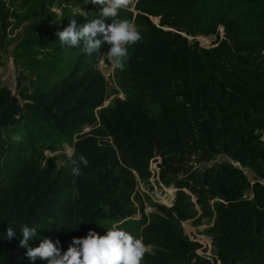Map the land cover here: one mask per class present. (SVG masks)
Masks as SVG:
<instances>
[{"label": "trees", "instance_id": "1", "mask_svg": "<svg viewBox=\"0 0 264 264\" xmlns=\"http://www.w3.org/2000/svg\"><path fill=\"white\" fill-rule=\"evenodd\" d=\"M65 5L0 0V66L3 49L21 70L42 56L31 67L35 82L16 95L0 77V264H33L18 231L3 240L9 225L37 227L63 252L113 222L142 238V264H264V0L130 1L118 19L142 39L122 69L114 66L124 96L107 106L95 64L109 45L92 55L79 48L66 61L47 37L63 20L52 9ZM211 36L209 48L195 39ZM64 146L73 152L60 167L45 153ZM81 154L88 165L74 177ZM158 156L157 189L172 187L175 198L170 208L150 203L155 212L146 215L139 184H148ZM192 160L201 167L187 170ZM187 220L207 226L210 256L197 253L202 245L185 234Z\"/></svg>", "mask_w": 264, "mask_h": 264}, {"label": "clouds", "instance_id": "2", "mask_svg": "<svg viewBox=\"0 0 264 264\" xmlns=\"http://www.w3.org/2000/svg\"><path fill=\"white\" fill-rule=\"evenodd\" d=\"M100 6L95 18L78 25L75 19L61 31L56 32L58 43L65 49L80 48L85 54L99 52L102 44L107 43V53L99 56L116 68H123L129 57V46L142 39L137 27L127 19H118L121 9L129 6L130 0H91ZM105 18H112V23L105 24ZM102 39H98L97 36ZM206 48V47H205ZM71 173L74 177L82 174L81 165L87 167L88 160L80 155L79 161H72ZM37 227L28 224H12L6 227L3 240H11L17 231L20 233L19 245L26 249L27 258L33 262L37 258L47 264H142L147 246L142 238L135 237L113 222L104 235L89 230L82 238H73L66 251H61L60 241L39 238ZM38 239L36 247L29 243Z\"/></svg>", "mask_w": 264, "mask_h": 264}, {"label": "rangeland", "instance_id": "3", "mask_svg": "<svg viewBox=\"0 0 264 264\" xmlns=\"http://www.w3.org/2000/svg\"><path fill=\"white\" fill-rule=\"evenodd\" d=\"M69 5L62 6V8L54 7L52 9V13L56 14L57 18V24L60 22L58 27L51 26L48 29V35L47 37L50 39L54 38V40H51L53 42L52 48L55 49L54 52L57 53L59 49L65 50V54H58L62 58H66V61L69 59H72V57L75 55V51L79 48H73V49H65L63 46H61L58 43V38L56 36L57 31L63 30L64 27H66L69 23V19H75L78 25H82L86 23L87 20H91L93 18L92 12L96 10H100V6L93 4L91 0H67ZM133 1V0H130ZM155 23H157V19H153ZM56 24V25H57ZM55 25V26H56ZM20 30H16L13 34V36H16ZM221 35V30H220ZM200 46L209 48L213 45V42L215 41V37H196L195 38ZM190 40V39H189ZM56 45V46H55ZM108 47H106L107 49ZM105 49V50H106ZM109 49V48H108ZM108 51V50H107ZM11 49L8 50H2V65L0 66V77L2 81V85H4L11 93L12 95H16L19 91V89L22 86H28L30 84V81L35 82V72L32 71L31 67L36 66L35 61H41L42 56H38L36 60L31 62V59H26L24 63L29 68L22 69L24 76L21 77L23 80L21 85L18 87V80L20 78L19 70L21 68H18L14 65V59L11 54ZM20 67V64H19ZM95 67L98 68V70L103 74L105 77L106 83H107V90L108 93L111 95V97L105 102L104 106H107L109 101L116 97V98H123V94L120 92L116 85V80L114 77V66L111 65L110 62H107L105 58L101 59L99 62L95 64ZM21 70V71H22ZM117 92V93H116ZM88 131L87 129H84L83 132ZM264 140V137H263ZM73 150L70 147L64 146L62 151L55 152L53 154H50L49 152L45 153L47 157H59V160L57 161L58 166H63L64 162L71 156ZM192 163H189L187 166V170L190 167L192 169H197L198 167H201L200 165H197L195 163V160L191 161ZM192 165V166H191ZM162 168V159L160 156L155 157L153 160L150 161L148 171L150 173L149 178L147 179L148 184L141 183L139 184V190L138 194L141 198V203L143 204V212L146 215L152 214L155 212V207L151 206L150 203H155L159 205H164L165 207L170 208L172 206V203L175 198V192L172 187H162L161 189H157L156 182L160 181V173ZM153 187V191L150 190V187ZM176 191V190H175ZM140 210V204L137 207ZM140 215L138 214L137 217ZM182 227L184 229L185 234L191 239L198 241L202 247L197 251L199 255L202 256H210V249L211 244L209 241V238L206 236V228L207 226L205 224H199L194 220H187L182 222Z\"/></svg>", "mask_w": 264, "mask_h": 264}, {"label": "built area", "instance_id": "4", "mask_svg": "<svg viewBox=\"0 0 264 264\" xmlns=\"http://www.w3.org/2000/svg\"><path fill=\"white\" fill-rule=\"evenodd\" d=\"M173 190H174V192H176L175 189H173ZM197 242H198V241H197Z\"/></svg>", "mask_w": 264, "mask_h": 264}, {"label": "crops", "instance_id": "5", "mask_svg": "<svg viewBox=\"0 0 264 264\" xmlns=\"http://www.w3.org/2000/svg\"><path fill=\"white\" fill-rule=\"evenodd\" d=\"M210 241V240H209Z\"/></svg>", "mask_w": 264, "mask_h": 264}]
</instances>
